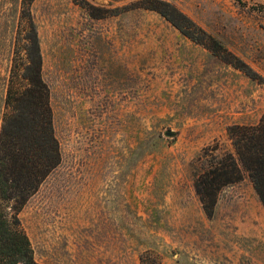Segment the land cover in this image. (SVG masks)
I'll return each mask as SVG.
<instances>
[{
  "label": "rangeland",
  "instance_id": "374dc122",
  "mask_svg": "<svg viewBox=\"0 0 264 264\" xmlns=\"http://www.w3.org/2000/svg\"><path fill=\"white\" fill-rule=\"evenodd\" d=\"M145 1L30 4L61 155L17 216L34 261L264 264V208L247 172L211 217L194 190L212 156L236 158L227 129L264 114V0H163L253 79ZM25 29L21 0H0V127Z\"/></svg>",
  "mask_w": 264,
  "mask_h": 264
},
{
  "label": "trees",
  "instance_id": "16d2710c",
  "mask_svg": "<svg viewBox=\"0 0 264 264\" xmlns=\"http://www.w3.org/2000/svg\"><path fill=\"white\" fill-rule=\"evenodd\" d=\"M33 0H21L25 32L21 52L14 53L0 127V264H37L18 213L58 167L61 155L54 135L49 90L42 79V58L36 27L30 13ZM144 9L156 12L184 37L209 51L223 50L221 60L253 79L243 61L224 50L222 42L204 32L175 6L163 0H146ZM232 155L212 156L194 180V190L207 217L219 192L247 172L264 208V114L254 126H230Z\"/></svg>",
  "mask_w": 264,
  "mask_h": 264
},
{
  "label": "water",
  "instance_id": "95a60500",
  "mask_svg": "<svg viewBox=\"0 0 264 264\" xmlns=\"http://www.w3.org/2000/svg\"><path fill=\"white\" fill-rule=\"evenodd\" d=\"M171 135H172V133H171V132H168V133H167V136H171Z\"/></svg>",
  "mask_w": 264,
  "mask_h": 264
}]
</instances>
